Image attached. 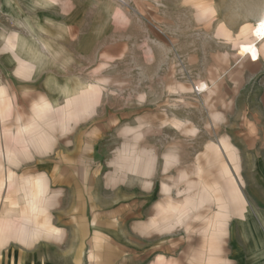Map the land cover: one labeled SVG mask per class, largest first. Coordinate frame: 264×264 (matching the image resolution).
Returning <instances> with one entry per match:
<instances>
[{
  "label": "rangeland",
  "instance_id": "1",
  "mask_svg": "<svg viewBox=\"0 0 264 264\" xmlns=\"http://www.w3.org/2000/svg\"><path fill=\"white\" fill-rule=\"evenodd\" d=\"M13 3L0 23V215L19 195L11 173L45 183L36 219L49 235L0 245V264L31 248L53 264H264V45L257 63L239 55L264 0ZM90 87L91 106L73 110ZM22 127L40 149L13 168Z\"/></svg>",
  "mask_w": 264,
  "mask_h": 264
},
{
  "label": "bare ground",
  "instance_id": "2",
  "mask_svg": "<svg viewBox=\"0 0 264 264\" xmlns=\"http://www.w3.org/2000/svg\"><path fill=\"white\" fill-rule=\"evenodd\" d=\"M264 14L260 17L258 22H256V26L251 31L250 40L247 42H243L239 46V55L240 56H247L253 62H258L261 58V46L264 45ZM33 71V70H32ZM29 70V72H32ZM28 72V71H27ZM206 85L200 87L201 91H204ZM63 89V88H62ZM66 89V88H65ZM68 92V91H67ZM1 112L3 116L8 112V109L4 108L5 100L2 99L1 102ZM53 105V104H52ZM51 113V112H50ZM43 113L37 112L35 113V118L41 119ZM90 122V121H89ZM55 129V128H54ZM77 130V129H76ZM39 139L43 144V148L51 145L52 136L47 133L39 132ZM16 142L22 146V149H15V148H7L6 152V159L9 166L18 167L19 162L22 159L28 160L29 152L33 147L37 150L40 149V146L36 142V139L33 137L31 130L27 127L19 128V132L16 136ZM3 164L0 162V177L3 176ZM15 174H10V183L9 189L14 190L17 189L19 195H17V200L15 203L11 202V200L5 201V206L3 211L0 215V233H2V237H0V245L5 246L11 240H15L16 242L32 246L34 243L46 236L49 235L47 229L40 227L39 223L37 222V216L39 214L46 213L48 209V203L43 202L46 193V184L40 182L36 186H33V182L26 181L24 187H19L15 182ZM205 194V193H204ZM1 201V195H0ZM23 201H28L30 205L29 213L23 214L20 211V206ZM43 206L40 209V206ZM15 219L19 220V228H13V224L15 223Z\"/></svg>",
  "mask_w": 264,
  "mask_h": 264
},
{
  "label": "crops",
  "instance_id": "3",
  "mask_svg": "<svg viewBox=\"0 0 264 264\" xmlns=\"http://www.w3.org/2000/svg\"><path fill=\"white\" fill-rule=\"evenodd\" d=\"M13 2H14V0H1L3 13L5 12V10H4L5 8L8 11L10 9V7L12 8V6L15 5V3H13ZM250 28L252 29V28H254V26L253 27L250 26ZM251 31L252 30H250V33H251ZM16 60L19 63L18 65L22 64V61H20L19 59H16ZM251 62L252 63H257V62H253L252 60H251ZM20 72L23 73V74L28 73L27 70H25L24 65H20ZM90 93H92V88L91 87L89 89H83L79 93H77L76 95H73L72 97H70L71 100H72L71 101L72 109L74 110V109H80V108H85V107L91 106V103H90L91 102V99H89L88 105H86V106L85 105H82V102H83V104L85 102L83 100L85 99V97H87V94L90 97V95H91ZM70 98H68V99H70ZM68 108H70V107H68ZM77 124H80V123H77ZM191 133L195 134L194 129L191 131ZM158 230H160V228L159 229L154 228V230H152V231H158ZM86 232H87V230H86ZM218 242H219V239L218 238H216L214 240H210V242H209L210 245L213 246L212 247V250H211V254H210L211 260L220 261L219 259H223L224 258L223 257L224 256L223 255V252H221V253L219 252V248H218V245L219 244H218ZM28 250H30L31 252L34 250V255H32L30 253L32 256H34V258H32L29 261H27V260H24V261L23 260H20V263L19 264H53V263H48V262L45 263L43 260H40L41 258H39V257L41 256V253L43 252L42 251L43 249L40 250V249H37V248H31V249H28ZM30 251H28V252H30ZM20 256L22 257L23 254H21ZM80 256L81 255L79 253V255L77 256V258H76V256L75 257L73 256L70 259L69 258H63L61 264H81L83 262V260L80 261Z\"/></svg>",
  "mask_w": 264,
  "mask_h": 264
},
{
  "label": "built area",
  "instance_id": "4",
  "mask_svg": "<svg viewBox=\"0 0 264 264\" xmlns=\"http://www.w3.org/2000/svg\"><path fill=\"white\" fill-rule=\"evenodd\" d=\"M3 18V9H2V4H1V0H0V23L2 22Z\"/></svg>",
  "mask_w": 264,
  "mask_h": 264
},
{
  "label": "snow or ice",
  "instance_id": "5",
  "mask_svg": "<svg viewBox=\"0 0 264 264\" xmlns=\"http://www.w3.org/2000/svg\"><path fill=\"white\" fill-rule=\"evenodd\" d=\"M262 27H264V25H262Z\"/></svg>",
  "mask_w": 264,
  "mask_h": 264
}]
</instances>
